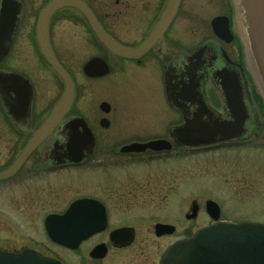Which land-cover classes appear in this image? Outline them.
I'll use <instances>...</instances> for the list:
<instances>
[{"label":"flooded vegetation","instance_id":"af4514ba","mask_svg":"<svg viewBox=\"0 0 264 264\" xmlns=\"http://www.w3.org/2000/svg\"><path fill=\"white\" fill-rule=\"evenodd\" d=\"M167 4L168 0H0V174L13 167L62 95L63 82L47 61L48 57L64 69L74 85V101L61 123L14 173L0 179V187L20 185L26 188L23 194L25 209L36 219L37 230L42 228L43 235H46L47 217L64 215L74 203L91 202L88 216L101 217L104 227L83 239L74 250L54 244L77 255L69 262L56 259L61 264H158L163 253L183 239L186 230L194 233L212 224L210 221L208 225H196L199 206L195 201L192 203L197 204L198 211L194 218H188L192 203L172 222L165 215L169 209L164 215L149 210L158 197L166 200L170 196L174 157L184 158L190 153L214 148L191 151L173 146L170 151L162 152L124 151L125 146L134 143L170 142L169 130L182 123L181 113L170 107L165 96L168 79L172 80L171 87L177 89L179 98L194 100L193 96L199 93L206 105L225 120L230 117L219 85L223 76L226 80L238 79L245 105L251 113L245 125L246 136L254 133L255 126L256 138L263 134L264 116L253 114L258 92L246 68L239 33L238 0H180L161 37L136 59L113 52L93 27L94 23L112 42L135 51L153 32ZM80 59L86 61L78 64ZM93 59L105 64V75L87 77L84 74L85 65ZM74 69L88 81L112 76L123 78L127 74L136 77L151 69L158 71L165 103L175 113L176 121L171 118L163 130V137L153 139L155 136H149L151 133L147 131L136 130L135 126L126 128L116 116L110 118L111 106L106 102L98 106L102 116L87 120L88 113L77 112L80 91L73 76ZM103 103L109 106L107 113L100 110ZM187 104L193 110L194 107ZM76 118L87 123L94 139L93 146L83 150L79 163L69 161V150L64 146L66 133L63 139L65 124ZM255 118H259L258 125H255ZM103 120L106 125H102ZM124 136H127L126 141L123 139L120 144L104 145L110 138ZM142 136L151 139L142 141ZM249 143L251 141L216 148ZM86 169L91 176L96 173L94 171H101L103 178L90 179L85 190L68 186L67 191H62L63 186L51 182L61 173ZM62 201L66 205L60 208L58 203ZM53 205L56 210L49 211ZM158 216L162 219L155 221ZM158 225L173 227L174 231L158 237ZM140 234L144 237L140 238ZM175 235L180 236L174 239ZM171 239L158 256L155 244ZM41 244H31L11 253L31 250L43 255ZM83 246L88 247L81 255L79 251ZM122 257H128L129 262L125 263Z\"/></svg>","mask_w":264,"mask_h":264},{"label":"water","instance_id":"95a60500","mask_svg":"<svg viewBox=\"0 0 264 264\" xmlns=\"http://www.w3.org/2000/svg\"><path fill=\"white\" fill-rule=\"evenodd\" d=\"M179 1L168 0L165 11L153 32L144 45L135 51L126 50L112 42L94 23L93 27L102 42L113 52L126 58L136 59L161 37L173 18ZM238 5L239 33L245 50L246 68L264 103V0H238ZM47 61L63 82L62 95L40 128L32 135L13 167L0 174V179L14 173L32 150L51 135L74 101V85L69 75L54 59L48 57ZM83 71L87 77H101L107 73V67L102 61L93 59L85 65ZM223 77L219 86L225 109L230 117L228 120L220 118L212 111L199 93L193 96L194 100L179 98L177 89L171 87L172 80L168 79L167 85L165 81V96L170 107L181 113L182 123L169 130L170 142L152 140L146 143H134L125 146L124 151L162 152L170 151L173 146L198 151L231 143H246L255 139L258 133L256 126L254 133L246 136L245 125L251 113L245 105L239 80L231 81ZM187 103L194 107L193 110ZM100 110L102 113H107L109 106L103 103ZM253 114H259L257 109L254 108ZM103 124L106 125L105 120L102 121ZM258 124L259 118H255V125ZM64 133H66L64 146L69 150L67 151L69 161L79 163L83 157V150L93 146V135L87 123L81 118L67 122L63 128V139ZM90 204L91 202L80 201L74 203L62 216L47 217L45 230L49 240L74 250L83 239L103 229L104 223L101 217L88 216L87 210ZM197 211V204L192 203L188 218H194ZM205 212L214 223L195 233L186 230L184 239L169 247L159 264H264V224L220 222L219 207L211 200L205 202ZM173 231V227L156 226L158 237L170 235ZM0 264H60V262L25 250L18 254L0 251Z\"/></svg>","mask_w":264,"mask_h":264},{"label":"rangeland","instance_id":"374dc122","mask_svg":"<svg viewBox=\"0 0 264 264\" xmlns=\"http://www.w3.org/2000/svg\"><path fill=\"white\" fill-rule=\"evenodd\" d=\"M78 61L82 65L86 60ZM73 76L80 91L77 112L81 115L88 113L86 119L89 121L94 120V116H102L98 110L101 102L111 106L110 118L116 116V120L126 128L135 126L136 130L147 131L151 133L149 136H155L153 139L163 137V130L171 122V118L176 121L175 113L165 103L160 76L156 70L151 69L136 77L127 74L123 78L112 76L100 81L86 80L78 69H74ZM126 137L110 138L104 145L120 144ZM142 137V141L151 139ZM171 168L170 196L166 200L158 197L153 201L150 213L164 215L169 209L165 215L172 222L186 210V205L195 201L199 206L196 225H208L211 222L204 212V202L211 200L219 206L221 221L264 224V118L263 134L260 138L252 139L248 145L190 153L184 158L174 157ZM94 172L96 173L92 176L87 169L69 174L61 173L52 178L51 182L63 186L62 191H67L68 186L72 189L82 187L85 190L90 179L103 178L101 171ZM25 189L20 185L0 187V250L19 252L23 247L42 243L43 250L40 253L44 256L67 262L75 259L76 254L52 244L43 235L42 228L37 230L34 222L36 219H32L27 208L25 209ZM65 205V201L58 203L60 208ZM55 208L56 206L49 211H54ZM161 219L158 216L154 220ZM177 236L180 235H175L174 239ZM139 237L143 238L144 235L140 234ZM146 239L150 238L146 236ZM172 240L158 241L155 244L158 256L162 248ZM87 247L83 246L79 254L84 255ZM122 259L125 263L129 262L128 257Z\"/></svg>","mask_w":264,"mask_h":264},{"label":"trees","instance_id":"16d2710c","mask_svg":"<svg viewBox=\"0 0 264 264\" xmlns=\"http://www.w3.org/2000/svg\"><path fill=\"white\" fill-rule=\"evenodd\" d=\"M255 100H256V103H257V105L259 106V108H260L262 114H264V107H263L261 101H260L257 97L255 98Z\"/></svg>","mask_w":264,"mask_h":264}]
</instances>
